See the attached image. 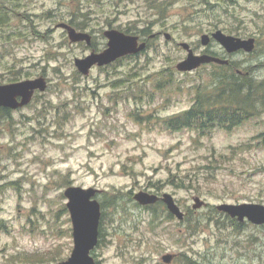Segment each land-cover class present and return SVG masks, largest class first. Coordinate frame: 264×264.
Returning a JSON list of instances; mask_svg holds the SVG:
<instances>
[{
  "label": "rangeland",
  "instance_id": "rangeland-1",
  "mask_svg": "<svg viewBox=\"0 0 264 264\" xmlns=\"http://www.w3.org/2000/svg\"><path fill=\"white\" fill-rule=\"evenodd\" d=\"M64 1L24 0L31 22L13 18L16 34L0 48V84L38 76L47 81L45 91L0 119V264L68 258L69 186L98 188L99 200L104 193L122 194L105 209L102 242L92 250L98 264H186L183 255L196 264H264V227L236 229L216 209L222 203L264 204V138L258 134L264 114L201 135L160 123L191 106L194 83L208 79L215 65L177 70L188 53L181 43L195 55L228 60L212 38L201 44V35L218 29L230 34L222 27H231L259 37L252 54L233 59L256 65L254 75L264 77V0H207L210 9L206 0H168L162 13L156 6L163 0H77L87 12L77 19L86 21L84 31L98 50L70 42L56 26L68 20ZM146 25L161 35L137 57L94 66L87 75L76 69L75 57L106 46L105 29L139 31ZM14 76L18 80L11 81ZM162 82L167 86L157 90ZM141 190L171 194L186 221L169 216L161 204L154 213L137 203L133 195ZM196 197L203 201L198 208ZM171 253L173 260L162 262Z\"/></svg>",
  "mask_w": 264,
  "mask_h": 264
},
{
  "label": "water",
  "instance_id": "water-1",
  "mask_svg": "<svg viewBox=\"0 0 264 264\" xmlns=\"http://www.w3.org/2000/svg\"><path fill=\"white\" fill-rule=\"evenodd\" d=\"M56 26L66 31L70 42L84 41L86 45H91L92 37L88 32L76 30L66 22H59ZM103 35L107 42L102 50H92L84 57L74 58V65L81 74L87 75L95 65H107L125 55L137 54L146 47V42H139L137 35L125 33L116 28L105 29ZM164 37L170 39L171 35L165 32ZM211 37L228 53L236 52L239 49L249 52L254 48L253 37L241 38L226 34L220 29L211 33V36L202 34L201 44L206 46ZM181 46L187 49L188 53L186 58L176 65L179 71L193 70L211 61L219 64L228 63V60L206 53L195 55L187 43H181ZM46 88L47 81L44 76L0 84V106L10 109L22 107L31 101L35 90L45 91ZM100 191V189L95 187L85 188L82 186H69L64 190V196L68 199L66 207L69 211L72 224L73 248L67 259L61 260L56 264H97L91 251L98 243L101 206L96 195ZM133 198L140 205L154 204L161 199L166 205L167 210L179 221L184 218L185 213L169 193L157 195L141 190L136 192ZM194 201V208H198L203 204V201L198 197L194 198ZM216 208L240 222L247 220L256 225L264 224V204L254 202L222 203L216 205ZM172 258L173 254H164L161 260L164 263H169Z\"/></svg>",
  "mask_w": 264,
  "mask_h": 264
},
{
  "label": "trees",
  "instance_id": "trees-1",
  "mask_svg": "<svg viewBox=\"0 0 264 264\" xmlns=\"http://www.w3.org/2000/svg\"><path fill=\"white\" fill-rule=\"evenodd\" d=\"M77 2V0H66L63 2V5L68 8V16L66 17L68 20H65V22L75 27L77 30H84L86 28V21L78 20L77 14L80 13L87 16V12L81 11V9H79V6L77 5ZM168 2V0H163L160 4L156 6L160 13L163 12V7ZM203 4L204 7H206L207 9L213 8V5L207 0L203 2ZM48 14L49 16H52V13L50 11H48ZM31 15L33 14L30 13V9L27 8L26 4L24 3V0H0V44H2L0 45V48L3 46V44L4 46L10 44L9 42L11 41V38L16 34L15 29L13 30L11 28V21L13 20V18L19 19L21 21L25 20L31 22ZM215 26L217 27L216 24ZM222 28L224 31L230 34L238 36L243 35L245 37L244 32L240 31L239 29L231 27ZM124 31L126 33L139 34L142 37H149V35L153 33V31H151V28H149L147 25L139 31L126 28ZM149 42H151V40H149ZM149 44L148 47L150 46ZM91 46L94 47L95 50L100 49L96 46L94 40ZM138 55H128L119 58L115 62L107 66H112L117 62L128 58H134ZM234 67L235 66L232 63L226 66L215 65L212 68V71L207 73L208 79H204L194 83V96L193 103L191 104V106L180 113L171 115L169 117L161 118V126H164L165 129L169 131L191 129L192 131H195L198 135H201L217 127L231 128L236 125L238 121V116L235 109L236 100L240 99L241 101L245 102L249 99V95L247 87L245 88L244 94L241 92L242 89L237 88L238 85L237 80L234 76ZM9 72H11L10 69ZM14 78L15 79L10 78V80H18V78H16L15 76ZM165 86H167V84L164 82L157 84V90L162 91L164 90ZM256 97L260 96L256 95ZM10 111L11 110L7 108H0V119L8 118L10 116ZM135 116H140V114L135 113ZM239 119H241V117ZM181 184L185 185V183ZM191 184H193L192 180ZM121 198L122 194L120 193H116L114 195L108 194L107 197H105L104 193V197L100 200L102 212L99 226L98 243L102 242V238L104 235L101 223L106 214V207L109 205H115ZM159 204L160 203H157L149 207H152L155 213ZM64 210H66L65 206ZM169 216L173 217V215H171L170 213ZM186 219L187 217L185 216L184 221H186ZM228 220L231 223V226L235 227L236 229L241 228L242 224L237 223L235 219H231L228 217ZM0 223L2 224L1 226L5 228V225L1 221ZM183 257L186 259V264H196L195 262H193V259L188 258L184 255ZM57 258L62 259L59 256H57Z\"/></svg>",
  "mask_w": 264,
  "mask_h": 264
},
{
  "label": "flooded vegetation",
  "instance_id": "flooded-vegetation-1",
  "mask_svg": "<svg viewBox=\"0 0 264 264\" xmlns=\"http://www.w3.org/2000/svg\"><path fill=\"white\" fill-rule=\"evenodd\" d=\"M155 36L157 37L159 35H161L160 32H155ZM151 35V34H150ZM149 35V37H146L147 39H150L151 36ZM258 46V39L255 37L254 39V49L251 52H245L243 50H238L232 54H229L227 56V59L229 60V62L226 65H230V63H232L235 67H234V76L235 79L237 80V85H238V89H242V93H245V88H248V95H249V99L245 102L241 101L240 99L236 100V113L238 116V121L236 123V125L234 126H243L247 123H251L252 121H257L261 115L264 114V77H258L256 75H254V71H255V66L254 64H249L247 63L248 61L244 60H236L233 59V57L235 55H237L238 53H246L248 55L252 54L255 50L256 47ZM208 64H215V65H220V64H216L214 62H210V63H206L205 65ZM214 65V66H215ZM226 65H220V66H226ZM204 66V65H203ZM219 69V68H218ZM256 95H259L260 97H256ZM18 99H20V97H18ZM0 108H7L9 110H13L10 109L8 107H4V106H0ZM10 111V112H11ZM241 117V119H239ZM261 120V119H260ZM233 126V127H234ZM259 136L264 138V132L259 131ZM158 194V193H157ZM157 203H160L161 205L164 204L161 201V199H159L157 201ZM243 225H253L256 226L250 222L247 221H242V222H238ZM260 227H264V225H261Z\"/></svg>",
  "mask_w": 264,
  "mask_h": 264
}]
</instances>
